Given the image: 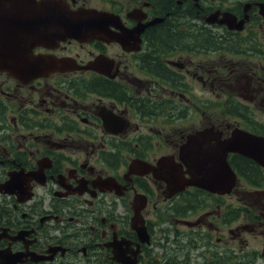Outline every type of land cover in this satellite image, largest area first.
<instances>
[{"label":"flooded vegetation","instance_id":"flooded-vegetation-1","mask_svg":"<svg viewBox=\"0 0 264 264\" xmlns=\"http://www.w3.org/2000/svg\"><path fill=\"white\" fill-rule=\"evenodd\" d=\"M61 1L112 17L32 49L69 70L0 72V264H264V167L188 170L207 129L264 137V0Z\"/></svg>","mask_w":264,"mask_h":264},{"label":"water","instance_id":"water-1","mask_svg":"<svg viewBox=\"0 0 264 264\" xmlns=\"http://www.w3.org/2000/svg\"><path fill=\"white\" fill-rule=\"evenodd\" d=\"M103 17L112 15L94 9L72 10L61 0H0V72L23 81L44 71L70 69L52 57L33 56L32 49L37 45L52 46L67 39L85 42L104 38L107 33L101 28ZM212 132L207 129L188 141L193 151L188 169L194 179L191 180L193 185L209 191L221 186L232 188L235 175L226 162L228 153L245 156L264 167L263 137L235 129L222 143L201 145L199 142L205 139L217 142L219 134ZM197 138L200 140L196 144ZM224 176L231 177L230 183L218 179Z\"/></svg>","mask_w":264,"mask_h":264},{"label":"rangeland","instance_id":"rangeland-1","mask_svg":"<svg viewBox=\"0 0 264 264\" xmlns=\"http://www.w3.org/2000/svg\"><path fill=\"white\" fill-rule=\"evenodd\" d=\"M96 2L97 1H92L91 3L93 4H96ZM263 118V117H262ZM145 120H147V119H145ZM169 153H170V151H169ZM243 221V220H242ZM263 227H260V228H258V229H256L255 230V232H254V237H257V235L260 233V232H262L263 231ZM242 240V234L241 233H239V232H236V234L233 236V239L231 240V243L232 244H234L235 245V243H237V242H239L240 243V241ZM250 240H251V238H250Z\"/></svg>","mask_w":264,"mask_h":264},{"label":"bare ground","instance_id":"bare-ground-1","mask_svg":"<svg viewBox=\"0 0 264 264\" xmlns=\"http://www.w3.org/2000/svg\"><path fill=\"white\" fill-rule=\"evenodd\" d=\"M228 187V186H227ZM228 189H229V187H228Z\"/></svg>","mask_w":264,"mask_h":264}]
</instances>
